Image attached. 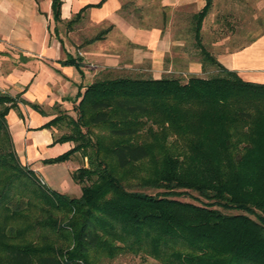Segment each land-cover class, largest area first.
<instances>
[{
	"label": "trees",
	"instance_id": "16d2710c",
	"mask_svg": "<svg viewBox=\"0 0 264 264\" xmlns=\"http://www.w3.org/2000/svg\"><path fill=\"white\" fill-rule=\"evenodd\" d=\"M202 1L192 40L201 68L216 74L182 82L98 77L84 86L74 118L43 124L66 121L68 133L52 143L75 144L43 163L78 151L87 158L70 174L76 198L18 162L5 120L17 101L0 92V264H106L126 255L156 264H264V83L242 80L205 50L200 29L212 2ZM60 6L50 0L54 22ZM64 64L81 65L70 56ZM143 159L150 167L139 183L114 175Z\"/></svg>",
	"mask_w": 264,
	"mask_h": 264
},
{
	"label": "crops",
	"instance_id": "0c3cea01",
	"mask_svg": "<svg viewBox=\"0 0 264 264\" xmlns=\"http://www.w3.org/2000/svg\"><path fill=\"white\" fill-rule=\"evenodd\" d=\"M60 1L59 21L54 22L50 0H0V92L15 96L17 101L5 120L18 162L31 169L49 189L76 198L79 188L70 178L74 163L69 159L43 163L68 149L66 142L52 143V128H44L43 124L48 123L51 110L70 108L89 84L83 81L85 74L81 73V66L79 72L74 66L64 64L68 56L74 59L73 44L67 39L74 34L62 33L60 23L64 22L67 29L71 24L66 23L72 21L81 7L94 5L99 0ZM202 6L203 3L199 9ZM119 7V0H105L99 7L82 11L91 26L105 31L99 40L81 44L84 55L96 64L88 66L99 68L102 74L111 69L118 72L130 69L135 76L152 79L168 73L164 58L175 54L172 49L183 48L182 41L170 39L168 31L162 34L157 28L133 27L118 19ZM124 43L133 49L132 57L128 56L132 63L121 66L123 56L118 51L123 49ZM260 44L264 45V33L232 54L216 56V61L227 70L240 72L241 76L250 72L249 82L264 83V68L247 69L234 63L238 55ZM259 60L264 64V58ZM185 69L187 73L196 74L201 65L198 60L188 61Z\"/></svg>",
	"mask_w": 264,
	"mask_h": 264
},
{
	"label": "rangeland",
	"instance_id": "374dc122",
	"mask_svg": "<svg viewBox=\"0 0 264 264\" xmlns=\"http://www.w3.org/2000/svg\"><path fill=\"white\" fill-rule=\"evenodd\" d=\"M181 1L182 0H119L120 7L116 13V17L125 20L133 27H154L159 29L162 34L168 31L170 32V39H178L182 41L183 48L181 47L178 49V47H176L172 49V52L175 54L171 56L167 55L166 58H164V61H166L164 67H167L168 73L160 74V78L170 76V78L178 79L180 82L186 81L189 77L196 76L199 78H209L210 75L216 74L212 65H204V67L200 69V72H196V74L187 73L185 69L188 61L195 62L198 60L200 63L198 50L196 45H193L192 40L191 16L194 12L199 10V5L203 3V1L185 0V3H182ZM211 2V7L208 10L206 18H204L201 24L200 36L201 43L204 45L203 47L207 52L211 53V56L214 59L219 55L236 52L237 49L249 45L252 40L257 39L264 33V0H211ZM84 15L85 13L82 12L79 17H72V23L71 25L69 24L71 28L68 27L66 29L64 22L60 23L59 26L62 33L63 31L65 33L69 31L74 34L68 36L67 39L73 44V58L83 65H80L82 69L81 73L84 72L85 74V79H83V81H85V83H91L98 77L101 78L102 76L117 77L127 75L129 77H139L138 73H136L138 76H135L129 71L130 69L128 71L125 70V72L113 71V69H111L108 73L102 74L99 68L88 66L94 64L95 61L84 55L81 49V44H85L86 41L95 37L101 29L96 26H91ZM122 48L123 49L118 51V53L123 56L119 65L122 66L125 63L130 65L132 62L128 56L132 57L130 53H133V49L125 43L122 45ZM263 54L264 45H253L248 52H243L238 55L237 58L234 59V63L237 64V67L240 66L241 68L252 69L254 67L262 69L264 68V64L259 59L264 58ZM253 58L255 59L254 61L252 60ZM147 63L148 62L144 64L146 65ZM249 73L250 72H245L244 75L241 76L240 72H237V75H239L242 80L250 81L248 80L250 78L247 76ZM253 75L255 74L253 73ZM77 102L78 101L72 102L70 108L67 110H51L49 112L50 118L48 120L53 119L56 115L66 117L71 116L74 118L75 115L72 108L77 105ZM65 122L66 121L63 120L58 123L57 127H52L53 139H56L62 134L68 133V127L65 125ZM66 143H68V149L63 153L72 151V148L75 145L72 141ZM68 159L71 163H74V171L80 167H87V158H85L80 151L72 152ZM149 167V161L143 159V161L137 162L129 167L127 171L128 175H126L123 170H117V168L114 171V175L116 174L117 177L124 179L125 181L123 183H125V185H133L139 183L140 179L147 176ZM50 172L53 174L52 170ZM145 191L148 194H153L155 192L146 189ZM80 192L81 191L79 190V194ZM11 193L15 194L17 197L23 193V188L16 185L12 188ZM179 200L192 202L188 197H181ZM33 204L36 205L37 203L33 201ZM106 264L156 263L151 259H148V257L144 258L142 256L126 255L121 257L118 256L117 258L106 262Z\"/></svg>",
	"mask_w": 264,
	"mask_h": 264
}]
</instances>
